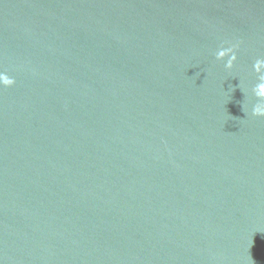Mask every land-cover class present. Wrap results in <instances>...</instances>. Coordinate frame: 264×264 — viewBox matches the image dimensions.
<instances>
[{"label":"water","instance_id":"1","mask_svg":"<svg viewBox=\"0 0 264 264\" xmlns=\"http://www.w3.org/2000/svg\"><path fill=\"white\" fill-rule=\"evenodd\" d=\"M257 57L264 0H0V264H264Z\"/></svg>","mask_w":264,"mask_h":264},{"label":"clouds","instance_id":"2","mask_svg":"<svg viewBox=\"0 0 264 264\" xmlns=\"http://www.w3.org/2000/svg\"><path fill=\"white\" fill-rule=\"evenodd\" d=\"M223 48V51H221ZM238 43L223 44L216 50V59H224V67L226 69H232L234 63L237 60ZM225 53L227 56H225ZM252 72L255 74L256 82L251 86V91L257 97V102L251 107V114L253 116H264V57H257L251 66ZM16 83L13 76H10L7 71H0V87H11Z\"/></svg>","mask_w":264,"mask_h":264}]
</instances>
